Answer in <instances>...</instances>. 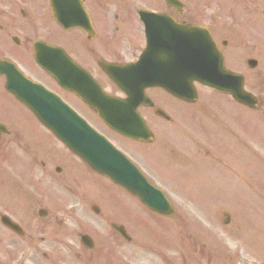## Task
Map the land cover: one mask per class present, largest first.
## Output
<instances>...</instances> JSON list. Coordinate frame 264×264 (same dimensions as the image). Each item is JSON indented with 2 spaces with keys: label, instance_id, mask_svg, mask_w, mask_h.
<instances>
[{
  "label": "rangeland",
  "instance_id": "374dc122",
  "mask_svg": "<svg viewBox=\"0 0 264 264\" xmlns=\"http://www.w3.org/2000/svg\"><path fill=\"white\" fill-rule=\"evenodd\" d=\"M20 1L26 3L25 6L22 3L21 5L28 14H31L30 16L38 20L42 16L41 19H44L45 13L41 15L38 13V9L42 10L41 7L35 8L33 5H28L27 0ZM154 1L146 0V3L151 4ZM190 1L194 7L199 4V0ZM125 3L126 0H121L117 5L122 6ZM191 4L189 3V8L194 14L189 16L191 20L188 18L189 13H187L186 19L192 23L211 22L210 20H212L213 30H218L221 33L218 34L217 39L229 42L228 47L223 49L227 67L233 72L243 75L247 91L261 99L262 104L258 111H250L235 104L228 96L199 88L196 104L190 106L170 104L168 112L172 120L171 123L153 121V126L157 128L154 132L157 144L152 148L151 146L137 147L135 144L124 140L119 141L120 139L107 133L119 148H124L123 151L126 150L138 164H141L140 167L143 171L150 175L154 179V183H157L160 189L172 199L176 213L173 219L152 220L126 194L121 192L120 195H117V191L107 181L99 180L93 175H89L87 178V171L84 168L83 171L80 164L73 161L74 165L71 164L69 169L72 172L71 168H73L81 177L80 179L79 177L76 178L77 175L73 172V176L67 174L66 179L61 178L62 183L58 191L63 190L65 185H68L67 188L72 186L70 191L77 195L80 194V197L87 203L82 205L83 214H74V219L83 226V230L92 232L88 220L94 218L90 216L92 212L87 205L94 202L96 205H101L102 214L104 212H106L105 215L107 212L110 216L113 214V217L107 215V220L110 219L119 223V219L133 240V243L121 240L116 249L106 246L104 262L95 259L91 264H240V258H242L240 255L245 257L247 261L258 263L261 260L260 256H264L262 245L257 244V247H253L249 243L243 242L244 237L245 241L251 239H255V242L256 240H264V166L261 167V178L252 184H249L244 174L245 169H248L249 172L256 165H261V163L264 165L260 160V158L264 160V147L257 144L258 142L262 145L264 140H259L258 136H256L257 142L253 140L255 138L253 132L256 130L259 137L264 138V12L262 15L260 12L264 10V0H258L254 5L256 12H252L253 14L250 16L243 10L236 8L239 10L232 12L233 14L222 11L210 20L203 17L202 11L195 12ZM4 8H13V6L8 0H0V20H3L1 10ZM113 13L114 11L106 15L112 17ZM96 23L98 24L97 21ZM33 26L36 25L33 24ZM37 28L40 26L38 25ZM51 30L53 36L57 37L56 30ZM74 34L76 35L67 36L65 41L56 38L47 39L50 30L47 28L45 32H42L38 29L37 33L35 32L34 35L27 38V44L30 45L33 39L39 38L57 45L63 43L62 45L73 53L72 55L68 50L80 65L86 64L100 79L102 75L96 66V59L112 60L115 59V56L107 54L102 48H96V44L101 41L100 37L95 41H85L80 34L76 32ZM112 39L110 36H105V45L108 46L109 40ZM2 47L3 44H0V49ZM126 47L128 49L124 52L128 50L127 55L133 53V50L130 49H133L130 43L127 42ZM3 50L10 51L7 47H4ZM81 51L83 54L91 55L92 59L87 56L88 64ZM134 51L137 52V50ZM251 59L257 61V66L253 69H249L245 64V61ZM17 62L19 63V61ZM21 64L28 75H33L32 77L29 75L30 78L41 81L49 88L55 89L52 83H47L48 79L45 76H42L35 69V71L33 70V63L27 53H24ZM62 95L67 102L74 103L76 106L74 108L81 112L88 121L101 131H105L88 110L84 108L83 110L76 100ZM0 101L1 115L11 121L8 125L15 129L16 135H20L19 132L22 133L20 135L21 145L25 142L27 150L31 147V151H33L34 142L39 141L38 139L42 141L41 147L45 149L50 148L54 151L56 147L61 148L22 107L14 104L2 92H0ZM14 122L21 125L14 124ZM243 122H245L244 126ZM247 126L248 131L245 133L243 130ZM23 133L29 136H24ZM241 135L244 136V140L251 142L260 150L256 156L250 158L248 155L242 159L243 154L246 153L242 148L245 143ZM31 136L38 139H33ZM38 144L40 145V142ZM156 147L162 148L166 154H169L172 149L181 148L186 155L180 159H175L173 156L171 161L163 166L153 155ZM3 151V141L0 140V152ZM34 151H36L35 148ZM206 153L208 156H203ZM42 155L44 156V153ZM247 158H250V163L245 167L249 161ZM8 163L12 166L11 168L8 165L11 168L9 175L12 177L7 175L4 167ZM29 169L23 160L15 159L13 163L12 161L3 162L0 159V181L4 180L3 186H5L8 180L20 178L18 177L19 172H24L26 175L22 178L29 180L31 177ZM253 173L255 175L260 174L256 171ZM5 176L7 177L5 178ZM159 178L164 182L160 181ZM86 179L90 182L88 187L84 186ZM39 180L41 182L43 180L45 185L46 179L40 178ZM90 189L92 192H89ZM64 201L59 194L54 205H50L57 211L59 219L69 204L66 198ZM118 215L120 217L116 218ZM148 218L150 219L149 224L153 227L149 229L153 233L152 235H147L145 227ZM225 220H228V223H225ZM67 227L69 228L63 229L53 223V228L56 231H51L53 233L52 239L47 238L49 230L43 231L39 238L46 240H43L42 244L39 245L41 252L30 254L28 257L30 261L20 264H89L84 262L87 261L85 259H75L76 238L68 236H71L73 231L71 232L69 225ZM77 228L78 231L82 229L79 226ZM0 230L2 231V229ZM106 232H108V228ZM68 237L75 242V246L73 243H69L70 245L66 243ZM2 239L4 238L0 236V241ZM226 248L230 250L227 251ZM222 249L226 258L221 257ZM229 252L233 253L234 256L229 255ZM0 255L3 257H0V264H19L22 260L17 253L6 254L1 250ZM107 257L110 260H107Z\"/></svg>",
  "mask_w": 264,
  "mask_h": 264
},
{
  "label": "flooded vegetation",
  "instance_id": "af4514ba",
  "mask_svg": "<svg viewBox=\"0 0 264 264\" xmlns=\"http://www.w3.org/2000/svg\"><path fill=\"white\" fill-rule=\"evenodd\" d=\"M10 1L13 4V8H4V10H1L3 21H0V32L2 34L3 42L7 43L10 48L9 53L11 55H18L21 52V46L24 45L27 37H31V35H34L35 32L37 33L38 29H40L41 31H46L47 27L51 26L53 29L60 30L59 34H68L70 32L60 28L57 25L56 20L52 18L53 9L56 11L58 16V11L60 7L63 6V3L66 2V0H27L26 2L28 5H33V7L35 8H37L38 6L42 8V10L38 9V13L40 15L45 13V15L44 19H41L42 16H40L39 20L35 17L30 16L31 14H28V12L25 11V9L21 5V3L24 6L26 5L24 1ZM10 1L8 0L9 3ZM33 2H35V4H33ZM91 2L95 9L93 14L97 17V21L100 23L99 27L101 30L98 33L95 29L96 32H94V37L88 40L86 35L82 33L85 41H95L100 37L101 41L96 44V48H102L107 54L115 56V59L112 60L100 58L108 61L109 63L124 64L127 61L131 62V60H136L138 55L140 54L138 53V51L137 55L134 52L127 55L126 52L128 50L124 52V50L128 49V47H126V44L123 42L125 38L124 32L121 30L120 23L125 25V29L127 31L131 30L135 33H141V30L138 27L139 21L136 16L137 9L132 10V7L129 5L123 7L118 6L116 0H84V6L86 5L87 7ZM112 11H114V14L112 15L113 20L107 21L106 14ZM169 11V9L165 10V12L167 13ZM33 24H35L36 26H33ZM37 24L40 26V28H37ZM92 24L95 28V23L92 22ZM104 35L106 37L110 36L113 38L112 40H109L108 46H106L104 43ZM219 41L222 47H227L228 41H223L220 39ZM61 48L64 49V45H62ZM130 49L133 50L132 48ZM64 50L69 55V52L66 49ZM87 56L91 59L92 57L90 54H83V57L86 58L88 62ZM100 73L102 76L99 79V82L103 85V87H105V77L102 72ZM61 91L62 90H60V92ZM62 93L72 98V95L70 96V94L64 93L63 91ZM111 93L114 94L117 92L116 90H114V92ZM145 93L153 103L152 108H150L151 111H167L169 103L171 104L172 101L173 103H181L173 98H170L159 89H147L145 90ZM3 126H5L8 132L3 133L0 131V140L3 141L4 146V151L0 152V159L3 162L12 161L13 163L15 159L25 161L30 168L28 171L31 177L29 180H24L22 177H24L26 174L24 172H19L18 177L20 178H18V182L9 183V186L5 191V187L3 186L4 180L0 181V200H2V202H0V220L2 217H7L9 221L17 225L23 232L22 236L17 235L16 233L10 231L4 225V227H1L0 224V227L3 229V232L1 230L0 232L4 237V239H2V244H0V250H5L6 254H14L19 252V257L22 259L19 264L21 262L24 263L26 261H30V258H28L29 255L34 254L35 252H41V248H39V245L42 244L43 240H46L43 238H39V235L47 229L49 230L47 233V238H49V240L52 239L50 238V236L53 235L51 231H56L53 228V223L55 226L60 225V227H62L63 229H68L69 227H67V225H69L71 227V232L73 231V233L71 234V236H68H74L76 238V246L83 253H89L86 248L92 250L95 246L93 249L95 250L97 249V246L101 247L102 242L105 243L106 241H112L113 243H116L118 241V238H120L119 234L116 232V229L122 224H120L119 221V223H117L110 219L107 220V217H104L99 210L100 206L96 205L94 202H90L87 205V207H89L90 211L92 212L90 216L94 218L93 220H88V224L89 226H91L92 232L83 230V226L74 219V214H83L82 205L87 203L80 197V194L77 195L74 192L70 191L72 189V186H70L69 188L63 187V190H61L60 192L58 191L60 186L59 184H61L62 181L58 180L57 171L61 170L62 172L60 175L62 176H64L67 172L61 163L53 161V156L50 151L42 149V143L40 139L31 136L33 139L36 138V140L38 139L39 141L34 142L33 151H31V147L27 150L25 142L21 145L22 140L20 138V135L22 133L19 132L20 135H16L15 129L9 127L4 123ZM23 135L29 136L28 134ZM39 142L40 145L38 144ZM154 143L155 142H153L151 145H154ZM34 148L36 149V151H34ZM42 153H44V156L42 155ZM173 153L174 152L172 151L166 156L164 151L160 148L158 154L156 155V158H158L159 160L162 159V162L164 163H168L171 161L172 157L175 156L173 155ZM203 156H208V154L206 153ZM8 165L10 164L8 163L4 166L6 172H9L12 168L11 165V168H9ZM196 167L194 166V168ZM40 178L46 179L45 185L43 180L42 182L39 180ZM159 180L164 182V180H162L161 178H159ZM43 194L45 196L55 197V200L60 194L63 201L65 200V198L69 201L67 208H65V212L60 215V219L57 216V211L52 207H49L41 200V195ZM93 209H97L99 214H95V211ZM77 226L81 227L82 229L78 231ZM107 228L108 232H106ZM84 236H86L87 238H84ZM69 237L67 238L66 243L75 244V242H73L72 239H69ZM86 239H88V243L84 241ZM84 262H87L89 264L92 263L90 261Z\"/></svg>",
  "mask_w": 264,
  "mask_h": 264
},
{
  "label": "water",
  "instance_id": "95a60500",
  "mask_svg": "<svg viewBox=\"0 0 264 264\" xmlns=\"http://www.w3.org/2000/svg\"><path fill=\"white\" fill-rule=\"evenodd\" d=\"M187 59L192 60L191 57ZM34 60L65 89L74 90L73 87L67 83L66 78L60 76L61 73L67 70L75 72L83 79H87V76L77 69L76 66H73L66 56L58 49L37 45ZM163 61L165 62L164 69L161 65L159 68L155 67V64L160 62L159 60H146V58H144L137 64V69L148 70L151 75L159 71L162 77H159V75L158 78H155L156 80L152 81V84L167 88L171 94L182 99L187 100L185 96H180L183 92H188L191 95L193 94L191 81H198L217 92L231 93L235 100L252 106V99L244 94L242 90L240 78L225 72L222 69L220 60L217 63L218 66H214L210 59H201L202 65L197 64L196 61L187 62V60V67H185V74L187 75L185 76L177 73L179 71H184V67L175 73L176 76L166 72L167 62L168 68L170 69L179 67L173 64V60L170 59V57ZM130 68H134V66ZM103 69L109 75L111 72H114V67L107 68L105 66ZM192 69L193 71L191 72ZM188 72L191 73L189 74ZM135 78L134 75H131L129 78H125L124 75H122L118 76L117 80L121 85L130 87L135 83V81H133ZM184 79H186V81H184ZM182 82L184 84L182 89L174 88L175 84ZM28 85L33 86L26 82L25 89L17 91V97L67 148L74 152L91 169L106 175L114 183L137 196L149 209L166 216L171 215V208L162 196L153 188L149 187L130 165L124 163L120 155L104 140L97 136L79 117L70 111L55 96L40 88L28 87ZM83 98H85L89 106H92L93 102L88 100L86 95H83ZM114 106H117V103H114ZM98 114L101 118L103 117L100 113ZM140 126L142 127V124H140Z\"/></svg>",
  "mask_w": 264,
  "mask_h": 264
}]
</instances>
